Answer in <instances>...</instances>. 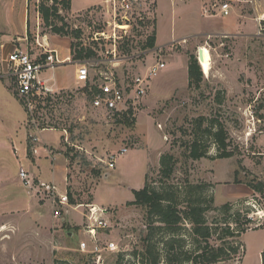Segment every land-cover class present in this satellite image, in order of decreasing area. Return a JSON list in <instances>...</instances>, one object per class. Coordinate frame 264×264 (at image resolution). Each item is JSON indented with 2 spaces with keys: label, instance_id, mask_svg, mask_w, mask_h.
Masks as SVG:
<instances>
[{
  "label": "rangeland",
  "instance_id": "374dc122",
  "mask_svg": "<svg viewBox=\"0 0 264 264\" xmlns=\"http://www.w3.org/2000/svg\"><path fill=\"white\" fill-rule=\"evenodd\" d=\"M42 1L0 0V18L11 16L13 26L23 36L17 38V48L27 47L38 57L45 56V51L54 47L59 48L62 55L67 54L69 45L66 39L61 40L58 47L52 41V38L62 36L45 26L39 11ZM204 3L205 0H142L144 24L134 21L131 35L118 40V52L123 57H131L117 69L119 74L125 73L122 76L127 78L122 80L126 86L137 74L144 73L151 63L158 59L166 62L160 74L149 81L148 91L138 107L132 109L127 117L132 124L123 121L125 117H109L93 109L87 88L78 82L60 88V93L49 106L39 108L36 118L41 126L47 128L42 133L46 142L55 148L63 147L64 154L67 150L69 152L67 180H74L78 189L75 192L77 202L73 205H82L72 208L75 211H71L68 218L74 221L73 224L65 221L59 226H46L48 228L43 230V234L48 235L47 249L43 247L41 250L39 240L31 244L33 232L26 230V226L21 227V231L12 225L1 226L4 232H0V264H93V258L79 246L80 240L87 238L79 232L85 223L87 210L83 205L87 203H96L109 210L110 228L100 231V237L104 242L115 241L119 250H125L120 261L117 252L105 250L101 260L103 264H167L165 240L173 234L177 235L178 246L184 251L174 264H201L184 256L185 252L190 255L198 245H205L202 238L192 233L194 226L188 219L183 218L176 231L160 221H154L156 229H151L146 217L147 208L130 204L135 199L134 191L144 187L145 176L150 185L160 187L163 183L167 187H180L179 197L175 198L180 212L186 211L183 201L186 187L189 184H206L204 192L200 191L201 188H191L193 194L190 197L212 200L208 204L204 202L213 208L206 212L214 228L210 243H223L224 240H217L220 234L226 237L230 247L238 248L237 255L231 250L229 259L216 264H262L264 194L253 191L245 181L253 178L264 180V36L257 35L255 20L264 13V0H258L257 9L244 4L227 17L205 16ZM103 5L104 0H72L71 10L62 11V14L71 27H77L81 23L80 18L88 15V19H95L98 23L93 26L95 35L101 36L105 31L110 32L109 27L102 25L105 18ZM80 8L83 9L77 10ZM153 36L155 42L151 46L149 39ZM111 42L101 40L100 45L110 49ZM202 46L210 49L212 69L209 74H205L198 59V49ZM146 47L155 50L135 56ZM192 56L197 57L203 74L199 86L189 85L188 66ZM71 67L70 63H56L54 69L44 72V76L55 75L59 86L62 83L68 85L73 82ZM90 71L94 74L92 66ZM51 82H54L53 78ZM129 91L132 94L131 87ZM12 99L13 104L10 105L19 107L20 113L25 111L19 101ZM42 105H47V102ZM201 117L205 120L198 134L202 144L208 147V156L193 159L188 146L196 135V123ZM215 121L225 127L229 148L234 151L231 157H221L213 139L204 130ZM6 124L0 125L2 211L20 206L29 198L19 176L21 166L28 167V161L18 159L14 150L4 144L10 143L11 139L24 144L26 129L28 141L34 143L29 134L37 132L33 127H25L24 120ZM63 129L68 131L69 143L64 141ZM123 147L128 150L119 153ZM19 150L20 156L25 154L23 145H19ZM116 153L119 154L115 167H107L104 161ZM164 153H171L176 159L175 172L169 179L159 174L160 157ZM42 158L43 172L49 179L54 176L59 190H64L62 166H58L53 175L51 156L44 154ZM236 179L241 182H236ZM43 201L39 200V203L43 204ZM226 203L232 205V210L222 213L221 207ZM44 208L40 209L47 212L43 218L47 223L51 221V208L49 204ZM182 213V217H186ZM233 217L238 219V223L231 222ZM246 217H253V222L247 226L246 232L238 234V227L239 230L246 227ZM57 218L55 220H61ZM3 219L5 215L2 214L0 220ZM228 222L236 231L233 236L225 234ZM69 230L74 232L73 236L67 232ZM150 234L152 236L147 240ZM152 245L155 248L148 252L147 248Z\"/></svg>",
  "mask_w": 264,
  "mask_h": 264
},
{
  "label": "built area",
  "instance_id": "2783aa9c",
  "mask_svg": "<svg viewBox=\"0 0 264 264\" xmlns=\"http://www.w3.org/2000/svg\"><path fill=\"white\" fill-rule=\"evenodd\" d=\"M104 4L103 13L105 18L101 22L103 26L109 27L110 32L105 31L101 36L95 35L96 31L94 32V38L92 39L98 43L101 49L92 58L76 61L78 63L76 82L81 83L92 94L91 105L93 109L102 111L109 117L124 118L130 116L132 109L138 107L141 98L148 91L149 81L160 74L166 67V62L161 59L156 60L147 67L144 73L137 74L129 86H126L122 80V75H125V73L119 74L117 69L121 67L122 62L131 57H123L118 52V40L131 35L134 21L140 25L144 24L145 16L141 10L142 0H105ZM244 4H251L253 8L257 9L258 0H205L203 14L210 17H227L233 14L236 8ZM263 14H259L255 18L257 21V35L259 36H264ZM90 15L94 17V13ZM92 20V28H94L93 26L98 23L95 19ZM101 40H111V48H103L100 45ZM88 42L89 40L85 41V44H88ZM151 50L155 49L147 48L142 51L143 53L141 52L135 56ZM44 54L45 56L38 57L27 47L15 48L7 58L10 75L14 76L16 80V94L26 110L27 127H33L32 129L37 131L35 135L33 133L29 134L34 142L39 141L38 134L47 129L42 127L36 118L40 104L42 105L46 97L54 98L60 93L59 89L54 87V82H51L53 76L46 77L44 72L49 68L54 69L56 63H71L69 57L60 59L56 49H47ZM90 66L93 67L94 74L90 71ZM125 78L127 77L123 79ZM130 87L132 88V94L129 91ZM63 132L64 141L69 143L67 129H63ZM127 150V147H123L119 153H124ZM119 153L111 154L104 161L107 167H115ZM19 176L23 185L35 190L40 195L41 200L48 199L54 217L61 218L63 216L62 211H65L66 207L77 209L82 205H73L70 203L68 191L61 192L54 183L47 185L36 180L24 167L20 168ZM83 206L86 207L87 211L84 213L85 223L79 232H83L87 238L81 239L79 246L83 252L93 258V264H103L101 260L105 250L117 252L118 254L125 253V250H119L115 241L107 240L104 242L103 238L100 237V231L110 228L109 219L107 218L109 210L94 203H87Z\"/></svg>",
  "mask_w": 264,
  "mask_h": 264
},
{
  "label": "trees",
  "instance_id": "16d2710c",
  "mask_svg": "<svg viewBox=\"0 0 264 264\" xmlns=\"http://www.w3.org/2000/svg\"><path fill=\"white\" fill-rule=\"evenodd\" d=\"M72 8V0H43L39 6V11L42 15L45 26L50 27L51 31L62 37H69L71 40V54L72 60H84L87 58H92L96 56L101 47H99L98 43L93 41L94 38V28H92V19H88V15L81 16V23L77 25V27H71L66 18L62 14V11H69ZM89 13V11H88ZM86 19V21H85ZM90 40L88 44H85V40ZM149 44L154 45L155 36L149 39ZM188 75H189V85L199 86V84L203 80V74L196 56H192L189 66H188ZM87 91V90H86ZM92 98V94L87 92ZM58 97V96H57ZM54 98L46 97L44 102H47V105H41L42 107L49 106V103L52 102ZM59 100V99H58ZM122 119L127 124H132L129 118ZM204 118L201 117L199 121L196 123L195 127V137L190 142L188 148L190 150V157L193 159H200L202 157L208 156V147L202 144L201 136L199 137V130L203 127ZM46 128V126H42ZM57 128V127H56ZM205 132L209 134V136L213 139L214 144L217 147L219 155L221 157H231L234 155V151L229 148L230 144L228 141L227 132L225 130L224 125L215 121L206 127ZM67 157H69V152L65 153ZM70 158V157H69ZM176 168V159L171 153H164L160 157V171L159 174L162 175L163 178L169 179L173 176ZM147 176H145V185L140 190H135V199L130 202V204H135L138 206H145L147 208V221L151 227V229H156L153 227L154 221H160L165 223L168 228L172 231H176L179 226L181 220L183 218L188 219L193 224L192 233L198 238H202L205 241V245H198L190 255H187L185 252V257L187 259L190 258L191 261L201 264H216L220 260L229 259L231 257L230 251L232 250L235 255L238 254L237 247H230L229 242L225 240L226 237L221 236L220 234L217 237V240H224L223 243H214L211 244L210 240L214 237V228L210 224L207 219L206 212L212 211L213 208L209 207L208 202L212 201L211 199L208 201H202L198 198H191L190 195L193 194L191 188H198L204 192V188H206V184L193 185L189 184L186 187V193L184 196V202L186 203V211L184 212L186 217H182L183 213L180 212V209L175 204V198L179 197L180 187L177 185H170L167 187L162 183L160 187L150 185V183L146 180ZM236 182H241L240 179H236ZM246 185L249 186L253 191L264 194V180L253 178L245 181ZM179 193V194H178ZM69 197H71L72 193L68 191ZM204 202H207L205 205ZM232 210V205L230 203H226L221 207L222 213H227ZM253 217H246L244 225L246 227H242L239 230L237 228L238 234L240 232H246L249 227V224L253 222ZM231 222L238 223V219L233 217ZM226 223V222H225ZM227 228L225 234L229 236H233L236 234L235 230L231 229V223H227ZM152 225V226H151ZM263 226V225H261ZM158 229H163L164 227H157ZM175 233V232H173ZM149 236L146 237L149 240ZM177 235L173 234V237L165 240L166 247V259L167 264H174L178 262L180 256L184 254L183 249L178 246L179 240L176 237ZM198 240V239H196ZM155 248L148 247L147 251L151 252L152 249ZM117 256L118 261L120 256L124 257V253H119ZM156 262L157 259H156ZM262 264H264V250L262 252Z\"/></svg>",
  "mask_w": 264,
  "mask_h": 264
},
{
  "label": "crops",
  "instance_id": "0c3cea01",
  "mask_svg": "<svg viewBox=\"0 0 264 264\" xmlns=\"http://www.w3.org/2000/svg\"><path fill=\"white\" fill-rule=\"evenodd\" d=\"M105 1V0H104ZM87 7V6H86ZM85 8V7H84ZM83 8L77 9V10H81ZM26 12V10H25ZM0 16H2L0 14ZM26 18V17H24ZM13 21L11 16H8L6 19H2L0 18V125H7L6 122L9 121H13L15 120V122H19L20 120H24L25 123L27 121L26 119V110L23 111L25 112V115H23V112H19V107L14 108L12 105L13 104V99L15 98V100L19 101L22 105V101L18 98L17 94H16V80L15 77L10 75V69H9V63L7 61V58L9 56V53L14 50L15 48H17V38H23V36H20L19 31L17 28H15V26H13ZM26 26V24L24 23V27ZM23 27V28H24ZM19 28V27H18ZM66 39L68 41V45H69V50L67 54H61L60 50H58L59 48L54 47L57 51H58V55L60 59H65L67 57H69L71 59V63L70 65L71 70H72V78H73V82L66 85L65 83H62L61 86H59V84H57L58 82H56V76L53 75L54 78V87L57 89L60 88H66L69 86H72L74 82H76V73H77V69H78V63L74 60H72V54H71V49H70V45H71V38L69 37H60L59 39L57 38H52V41L55 45H57L58 47V43L61 42V40ZM59 40V41H57ZM53 48V49H54ZM47 77V76H46ZM24 107V105H23ZM25 109V107H24ZM27 124H25L26 127ZM47 130V129H46ZM45 130L40 132V140L34 143H31L28 141L27 139V129L25 132V139H24V144H22L20 142L21 145L24 146V150H25V154L20 156L19 155V145L17 141H15V139H11L10 143H6L4 144V146H9V148H11L12 150H14V152L16 153L18 151L17 156L19 157L18 159L22 160L23 162L26 160L28 161V167L27 165H25L24 167L29 171V173L36 178V180L41 181L42 183H45L47 185L54 183L55 182V178L54 176L51 177V179H49L48 176H46V174L43 172L44 168L42 165V157L45 155H49L51 156L52 160H53V175L55 174L56 169L58 168V166H62V169L64 171L65 174V185L66 188H64V190H61V192H66L68 189L70 190V192L72 193L70 200L72 202V204H75L77 201L75 199V197H77V194L75 193L78 189L75 187V183L74 180L68 182L67 180V176L69 173V167H68V157L64 154L63 147H53L51 144H49L48 142H46L45 137H43L42 133ZM18 146V147H17ZM61 162V164H57V162ZM23 167V166H21ZM34 168H38L39 172H37V169L34 170ZM75 177H73L74 179ZM23 184V183H22ZM71 186L70 188L67 186ZM27 190V194L29 195V198L24 201H22V204L20 206H13V208H11L10 210H5L2 211L0 210V216L3 214L5 215V219L0 220V227L6 225H12L14 226L16 229H20L21 231V227L26 226V230H30L31 232H33V236L31 237L32 239H30V241L32 242L31 244L33 245V241L34 240H39L40 241V245H41V250L47 249V246L49 244V241L47 240L48 235H44L43 234V230L46 231V229L48 227L46 226H56V225H60V223L62 222H68L70 224H73L74 221H72V219L68 218L71 213L75 210H73L71 207H66V210L63 212V216L61 218H57L53 216L52 213V209H51V221L50 222H43V218L44 216L47 214V212H43V210H41L40 208H44V206H48L49 201L44 200L43 204L39 203V200H41V197L39 194L36 193L35 190H31L27 187H25ZM68 190V191H69ZM25 193V192H24ZM74 194V195H73ZM26 195V193H25ZM24 195V196H25ZM31 195V196H30ZM35 196V197H34ZM25 198H27V196H25ZM37 198V199H36ZM96 204V203H94ZM97 205V204H96ZM99 206V205H98ZM40 207V208H39ZM51 208V207H50ZM72 211V212H71ZM55 218L57 219H61L60 221L55 220ZM78 224V223H75ZM79 226V225H77ZM0 232H4L3 229H0ZM70 236L74 235V232L71 230L67 231ZM63 234V233H62ZM60 234V235H62ZM44 242V243H43ZM36 246L37 243L35 242ZM44 244V245H43Z\"/></svg>",
  "mask_w": 264,
  "mask_h": 264
},
{
  "label": "bare ground",
  "instance_id": "6f19581e",
  "mask_svg": "<svg viewBox=\"0 0 264 264\" xmlns=\"http://www.w3.org/2000/svg\"><path fill=\"white\" fill-rule=\"evenodd\" d=\"M202 49L204 53V60L201 62V66L205 74H209L212 69L211 53L207 46H202Z\"/></svg>",
  "mask_w": 264,
  "mask_h": 264
},
{
  "label": "water",
  "instance_id": "95a60500",
  "mask_svg": "<svg viewBox=\"0 0 264 264\" xmlns=\"http://www.w3.org/2000/svg\"><path fill=\"white\" fill-rule=\"evenodd\" d=\"M198 59H199L200 64L204 60V53H203L202 47H199V49H198Z\"/></svg>",
  "mask_w": 264,
  "mask_h": 264
}]
</instances>
